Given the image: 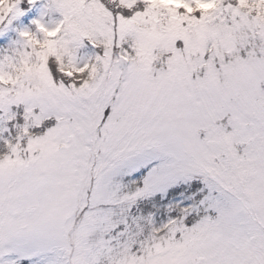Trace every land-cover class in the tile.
I'll return each mask as SVG.
<instances>
[{
  "label": "snow or ice",
  "instance_id": "snow-or-ice-1",
  "mask_svg": "<svg viewBox=\"0 0 264 264\" xmlns=\"http://www.w3.org/2000/svg\"><path fill=\"white\" fill-rule=\"evenodd\" d=\"M37 6L0 51V264H264V0H0V34Z\"/></svg>",
  "mask_w": 264,
  "mask_h": 264
},
{
  "label": "rangeland",
  "instance_id": "rangeland-1",
  "mask_svg": "<svg viewBox=\"0 0 264 264\" xmlns=\"http://www.w3.org/2000/svg\"><path fill=\"white\" fill-rule=\"evenodd\" d=\"M26 15H28V19H24L23 17H21L14 20L12 24L9 25L2 34H0V41L5 42L9 46L12 41L16 40L18 38L17 30L29 25L31 19H35L39 15V7L37 6L36 8H34V11L32 13H26ZM46 19L48 18L46 17ZM15 22H19L20 26L18 27ZM1 44L0 51H3L4 49L8 48H4Z\"/></svg>",
  "mask_w": 264,
  "mask_h": 264
},
{
  "label": "trees",
  "instance_id": "trees-1",
  "mask_svg": "<svg viewBox=\"0 0 264 264\" xmlns=\"http://www.w3.org/2000/svg\"><path fill=\"white\" fill-rule=\"evenodd\" d=\"M32 12H33V8L30 10L29 13H32ZM15 23H16V25H17L18 27L20 26V23H19V22H15ZM1 43H2V44H1ZM0 44L3 45L4 48L8 47V45H7L5 42H3V41H0Z\"/></svg>",
  "mask_w": 264,
  "mask_h": 264
}]
</instances>
